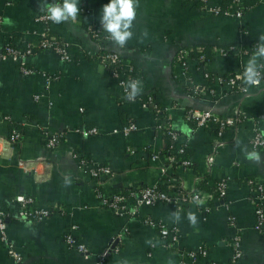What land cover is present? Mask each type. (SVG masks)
<instances>
[{"label":"crops","instance_id":"0c3cea01","mask_svg":"<svg viewBox=\"0 0 264 264\" xmlns=\"http://www.w3.org/2000/svg\"><path fill=\"white\" fill-rule=\"evenodd\" d=\"M221 1L206 0V6ZM109 2L79 0L84 11L76 20L55 24L36 21L47 13L44 0H0V44L13 40L20 46L36 45L39 36L47 33L66 44L68 55L67 61H61L51 50L36 51L26 60L36 73L27 76L20 75L11 60H0V115L9 119H0V209L8 217L7 242L22 264H175L178 249L199 247L204 248L199 264H231L228 241L237 232L243 256L235 264H264V235L253 229V204L246 183L260 184L264 197V150L257 151L261 163L248 161L242 151L244 147L252 150L249 139L254 123L264 132V78L260 87L248 86L242 95L216 81L206 84L202 76V70L217 78L245 70L264 35V0H245L246 10L239 18L213 16L187 0H138L132 38L123 47L114 41L102 45L140 73L143 87L138 95H152L167 112L170 128L189 149L192 168L178 167L172 175L185 188L194 187L199 178L210 188L220 179L227 183L226 208L202 214L194 205L176 208L156 203L140 207L131 217L116 216L101 207L92 181L71 157L79 152L109 169L111 175L99 180V191L105 196L160 182L164 141L154 127L152 111L138 100L120 99L121 92L97 62L84 56L99 51L87 26L107 33L100 18ZM196 46L207 52L209 60L203 67L190 57L184 66L177 63L178 49ZM221 48L232 52L222 54ZM258 62L264 64V58ZM42 74L53 77L46 88ZM193 87L200 89L193 91ZM186 109H210L221 119L237 121L217 137L209 128H192L184 118ZM125 121L134 123L136 131L122 137L118 130ZM12 126L21 134L14 145L7 141ZM184 126L191 131L185 132ZM91 128L95 135L80 133ZM60 132L64 137L58 146L45 148L43 135ZM126 147L133 153L126 152ZM209 155L211 164L206 162ZM152 156H156L153 161ZM17 196L31 197L37 207H50L52 214L38 224L22 219L14 203ZM189 211L197 216L196 226L187 219ZM176 212L178 222L173 218ZM145 219L175 227L177 247L164 246L161 235ZM67 233L85 247L86 257L64 245ZM118 235L115 250L100 260ZM0 264H13L1 241Z\"/></svg>","mask_w":264,"mask_h":264},{"label":"built area","instance_id":"2783aa9c","mask_svg":"<svg viewBox=\"0 0 264 264\" xmlns=\"http://www.w3.org/2000/svg\"><path fill=\"white\" fill-rule=\"evenodd\" d=\"M53 1V0H51ZM191 5H197L199 10L207 11L213 16H233L239 18L243 13L244 6L242 0H229L225 5V9L221 10L218 5L207 7L206 0H187ZM84 11V7H80V12ZM36 21L39 22H52L47 18V13L42 14L36 18ZM87 32L90 34L92 39L99 44V51L94 55L93 60L101 67L102 72L106 74L114 83V85L121 92L120 99H126L125 88L128 85L126 81L128 75L125 76V73H128L131 70L130 66L125 65L121 57L108 49H105L102 45H108L113 41L109 38V34H103L101 30L93 28L92 26H87ZM254 48V47H253ZM256 49V47L254 48ZM51 50L54 52L61 61H67V49L66 44L57 41L54 38H51L47 33H42L36 45L25 44L24 47L19 46V43L13 40H7L0 44V60H11L15 63L18 73L22 76H27L36 73V71L26 64L28 57L33 55L36 51H45ZM222 54L230 53L231 49H219ZM191 51L189 48H180L175 54L177 63L181 66L185 65V61L189 58L188 54ZM244 52V51H242ZM245 53V52H244ZM197 63L204 65V57L200 55L196 59ZM44 76V86L45 88L53 80V77L50 75ZM202 76L204 82L207 84L208 81H216L228 87L232 92L246 95L248 91H245V85L243 82V74L240 72H232L223 77L217 78L206 71L202 70ZM132 81V80H130ZM262 81L258 85L251 87H260ZM197 91L200 87H193ZM142 95H137L135 100H138L143 107H148L152 114L161 115V118L154 117L155 120V129L160 132L161 135H166L168 138V155L164 156L162 163L158 167L160 182L152 186H140L136 188H128L125 191V195L122 194L119 190L118 192L111 193L110 195H103L99 190H94L99 187V180L102 178L109 177L111 175L109 169L91 161L85 155L74 152L71 157L76 162V166L80 171L85 173L93 183V192L95 197L98 199V202L101 207L109 210L113 215L131 217L136 215L138 209L143 206H152L156 203H161L164 205H170L172 207H185L187 205H194L198 208L200 213L205 214L211 208L223 207L226 208L227 202L225 200V194L227 189L226 180L220 179L213 184L214 191L212 194L205 193L204 191L197 190L194 187L185 188L179 180L172 175L173 165L177 163L176 156H180L184 153L186 148L185 143L182 141V137L172 130L169 125V119L165 109L160 106H156L152 95L149 93H144L146 97L145 101L141 100ZM127 100V99H126ZM185 120L192 125V128H209L211 125H215L216 128L213 131L217 137H220L223 131L227 128L233 127L237 118L232 119H221L211 112V110H191L188 109L184 112ZM0 119L6 122H9L7 117L0 115ZM214 129V128H213ZM136 131V126L131 121H125L122 126L119 128L118 132L122 137H127L131 132ZM78 132V131H76ZM82 135H95L96 130L94 128L84 130L80 132ZM262 132L258 127L257 123L253 124L252 127V136L249 139L250 148L256 151L264 150V136L260 135ZM64 137V133L57 134H44L43 142L44 146L47 149H54L58 146L61 140ZM21 139L20 131L15 127L9 129L7 141L14 145L18 144ZM126 152L132 154L133 151L126 147ZM156 156H152L151 160H155ZM206 162L211 164L213 162V157L209 155L206 158ZM179 167L189 169V162L186 160L179 161ZM246 183L249 185L251 201L253 204V229L259 235H264V210L262 207L263 200V191L260 184L254 182L253 180H248ZM165 185L163 189L157 188V186ZM194 198H198L199 203L194 201ZM208 201L212 202V206L208 205ZM14 203L20 208V217L26 221H29L33 224L41 223L44 219L49 217L52 214L50 207H37L34 204V201L31 197L26 196H17L14 199ZM6 214L3 211H0V241L6 245L7 254L12 260L13 264H22L21 257L15 252L11 245L7 242L5 238V225H6ZM228 222L231 221V217H228ZM145 224L151 228L156 229V231L161 235L164 246L175 248L178 245V231L175 227H164L159 223L152 221L150 219L144 220ZM72 229V228H71ZM121 235L115 237L104 249L100 255V260L105 257L110 251H114V247L117 243V240ZM64 245L71 250H74L82 256H87V251L85 247L76 242L74 237L67 233L63 238ZM230 248V263H237L243 256L242 248L240 245V236L236 232L233 234L228 241ZM204 257V248L199 247L195 250L189 249H178V259L175 264H199V260ZM101 262H96L94 264H100Z\"/></svg>","mask_w":264,"mask_h":264},{"label":"clouds","instance_id":"9594fccd","mask_svg":"<svg viewBox=\"0 0 264 264\" xmlns=\"http://www.w3.org/2000/svg\"><path fill=\"white\" fill-rule=\"evenodd\" d=\"M78 4L79 0H62V3H56L55 0L52 3H48L47 0H44L43 8L46 9L49 20L55 24H60L76 20L80 13ZM138 6V0H110L108 4L103 6L100 23L102 29L109 34V38L116 45L123 47L132 38L133 32L131 28L136 18V8ZM6 23L11 25L12 21L7 19ZM260 41L243 72V82L246 86L245 91H247L248 86L258 85L261 79L264 78L261 71L264 69V64L258 62L264 58V35L260 37ZM142 87V82L139 79L128 82L125 88L126 99L134 101L136 96L141 92ZM183 130L185 132L191 131L187 126H184ZM260 135L264 136V132ZM242 151L245 159L248 161L255 163L262 162V158L256 150L249 151L247 147H244ZM194 201L199 203L198 198H194ZM173 218L178 222L180 220V214L178 212L173 213ZM187 219L192 226H196L198 223L196 214L191 211L188 212Z\"/></svg>","mask_w":264,"mask_h":264},{"label":"trees","instance_id":"16d2710c","mask_svg":"<svg viewBox=\"0 0 264 264\" xmlns=\"http://www.w3.org/2000/svg\"><path fill=\"white\" fill-rule=\"evenodd\" d=\"M229 0H222L221 1V3L219 4V7H220V9L221 10H224L226 7H225V5L227 4V2H228ZM242 3H243V6H244V10H246V8H245V5H244V3H245V0H242ZM193 6H197V5H193ZM243 10V11H244ZM103 34H108V33H103ZM20 46V45H19ZM22 47H24L25 45L24 44H22L21 45ZM232 52V51H231ZM200 55H202L203 57H204V63H206L209 59H208V57H207V52H206V50H205V48L204 47H201V46H196V47H193V49H191V51L189 52V54H188V56L190 57V58H193V59H197ZM86 58H89V59H92L94 56H88V55H84ZM177 61H179L178 59H176ZM202 64H200V63H197V67H199V66H201ZM243 72H244V70H241V73L243 74ZM229 74H231V73H229ZM228 74V75H229ZM128 75V79L126 80L127 82H130V80H137V79H139V80H141V75H140V73L139 72H137L134 68H131V70L128 72V73H125V76H127ZM208 82H210V81H208ZM141 98V100L142 101H145L146 100V97H144L143 95L140 97ZM156 106H159V105H156ZM188 109H186L185 111H187ZM184 111V112H185ZM153 117H159V118H161V115H158V114H153ZM12 125H14V124H12ZM189 125L192 127V125L189 123ZM214 128V129H213ZM215 128H216V126L215 125H211V127H209V129L210 130H215ZM162 138H163V141H164V148L161 150V154L162 155H164V156H167L168 155V144H169V142H168V138H167V136L166 135H162ZM176 158H177V163L175 164V165H173V171L176 169V168H178L179 167V161H182V160H186V161H188L189 162V168H192V160H191V155H190V153H189V149L186 147L185 149H184V153L182 154V155H180V156H176ZM165 187V185H161V186H157V188H159V189H163ZM194 188L195 189H197V190H201V191H204L205 193H210V194H212L213 193V191H214V188H213V186L210 188V187H206L205 185H204V183H203V180H201L200 178L198 179V181L196 182V184L194 185ZM99 190V188L97 187V188H95L94 190ZM203 189V190H202ZM116 192H118V191H116ZM122 194H124L125 195V191H120ZM208 205L209 206H212L213 204H212V202L211 201H208ZM0 211H3L4 212V210L3 209H0ZM5 220H6V222L8 221V217L6 216V218H5Z\"/></svg>","mask_w":264,"mask_h":264}]
</instances>
